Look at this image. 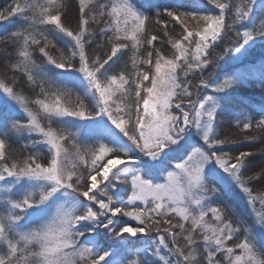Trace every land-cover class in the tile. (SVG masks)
<instances>
[{"label": "snow or ice", "instance_id": "obj_1", "mask_svg": "<svg viewBox=\"0 0 264 264\" xmlns=\"http://www.w3.org/2000/svg\"><path fill=\"white\" fill-rule=\"evenodd\" d=\"M244 84L264 89V0H6L0 264H264Z\"/></svg>", "mask_w": 264, "mask_h": 264}, {"label": "trees", "instance_id": "obj_2", "mask_svg": "<svg viewBox=\"0 0 264 264\" xmlns=\"http://www.w3.org/2000/svg\"><path fill=\"white\" fill-rule=\"evenodd\" d=\"M162 2H174V0H162ZM4 3H6V0H0V6H2ZM186 5L189 4V0H185ZM185 10H190V7L186 6ZM232 33H228V36H231ZM219 50V49H218ZM227 59V58H226ZM50 67V66H49ZM249 69L253 68V65L248 66ZM60 70H54V73H59ZM53 72H50L49 75L55 79L54 77L57 76ZM241 74L245 79H251L252 75L249 71H245L241 69ZM61 78H65V80H60ZM57 80L59 82H67L70 84V86L77 87L81 90H83V85L80 84L78 76H71V75H66V76H60L57 77ZM241 95L244 97L247 104L251 105H256L257 110H258V104L259 102L264 99V89H261L258 85H253V84H244L241 88ZM245 105V106H246ZM227 119V116H226ZM227 122H225L224 127H227ZM255 163H259V159L255 161ZM127 219V218H125ZM263 239L261 243H257V246L261 248L262 251H264V235L261 236ZM111 239V238H110ZM136 239V238H132ZM111 247L109 243H105L101 246V250H107Z\"/></svg>", "mask_w": 264, "mask_h": 264}, {"label": "rangeland", "instance_id": "obj_3", "mask_svg": "<svg viewBox=\"0 0 264 264\" xmlns=\"http://www.w3.org/2000/svg\"><path fill=\"white\" fill-rule=\"evenodd\" d=\"M57 77H60V76H55L54 78L57 80ZM60 80H65V78H61ZM261 236H262V234H257V236H256V243H261V242H263L262 240V238H261Z\"/></svg>", "mask_w": 264, "mask_h": 264}]
</instances>
